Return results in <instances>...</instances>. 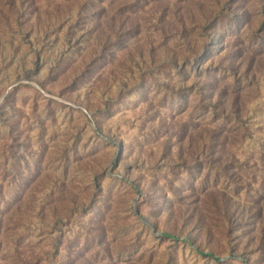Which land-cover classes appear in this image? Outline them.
<instances>
[{
  "label": "rangeland",
  "instance_id": "1",
  "mask_svg": "<svg viewBox=\"0 0 264 264\" xmlns=\"http://www.w3.org/2000/svg\"><path fill=\"white\" fill-rule=\"evenodd\" d=\"M0 264H264V0H0Z\"/></svg>",
  "mask_w": 264,
  "mask_h": 264
},
{
  "label": "water",
  "instance_id": "2",
  "mask_svg": "<svg viewBox=\"0 0 264 264\" xmlns=\"http://www.w3.org/2000/svg\"><path fill=\"white\" fill-rule=\"evenodd\" d=\"M164 237L167 238L168 236H164ZM212 258H213V259H216V257H213V256H212Z\"/></svg>",
  "mask_w": 264,
  "mask_h": 264
},
{
  "label": "trees",
  "instance_id": "3",
  "mask_svg": "<svg viewBox=\"0 0 264 264\" xmlns=\"http://www.w3.org/2000/svg\"><path fill=\"white\" fill-rule=\"evenodd\" d=\"M166 236L171 237V236H169V235H167V234H166Z\"/></svg>",
  "mask_w": 264,
  "mask_h": 264
}]
</instances>
